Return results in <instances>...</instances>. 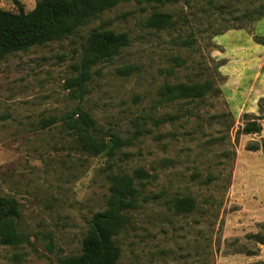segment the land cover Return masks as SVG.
I'll return each instance as SVG.
<instances>
[{
    "label": "rangeland",
    "instance_id": "obj_1",
    "mask_svg": "<svg viewBox=\"0 0 264 264\" xmlns=\"http://www.w3.org/2000/svg\"><path fill=\"white\" fill-rule=\"evenodd\" d=\"M258 5L264 0L164 6L128 0L69 37L0 60V196L16 202V228L26 238L0 245V264H57L78 254L89 220L105 208L113 175L136 170L146 174L140 194L147 202L116 237L117 264L264 262V245L248 238L264 234V97L223 94L219 71L232 56L238 61L230 65L238 80L232 88L254 78L259 68L252 55L243 60L230 45L253 36L264 45V31L257 35L253 28L261 19L228 20ZM33 6L32 0H0V10L15 14ZM159 12L185 16L186 23L146 27L147 17ZM100 28L126 34L128 46L90 66L77 93L68 81L78 76L89 31ZM186 32L194 38L189 47L182 43ZM204 80L214 82L217 98L159 100L163 85ZM76 110L89 116L107 145L108 132L123 141L113 157L89 154L65 125L67 117L78 118L71 116ZM243 114L261 118L258 134H236ZM250 144L258 151H246ZM184 196L194 200V210L177 215L169 202Z\"/></svg>",
    "mask_w": 264,
    "mask_h": 264
},
{
    "label": "trees",
    "instance_id": "obj_2",
    "mask_svg": "<svg viewBox=\"0 0 264 264\" xmlns=\"http://www.w3.org/2000/svg\"><path fill=\"white\" fill-rule=\"evenodd\" d=\"M33 9L24 13L19 10L16 14L0 10V60L4 57L27 50L29 47L41 45L53 40L73 35L79 28L98 18L103 12L110 10L117 4L128 0H32ZM160 6L175 5L178 0H150ZM212 4L211 2L208 3ZM181 13V12H180ZM264 18V5H258L253 9L242 12L240 17H234L228 22L246 20L254 22ZM186 23L185 16L169 13H152L145 20V26L153 29L173 28ZM209 27L210 24H207ZM236 28H226L239 30ZM182 31L181 28H177ZM207 29V28H206ZM182 39L183 45L189 47L193 42L192 32H186ZM214 35H218L214 34ZM256 44L263 45V41L256 36L252 37ZM128 46V38L124 33H114L109 30L92 29L89 31L84 45L81 48L80 62L77 68L76 79L68 81L69 86L77 88L80 93L84 82L88 79L90 66L110 61L119 51ZM127 70V71H125ZM132 68H125L127 73ZM219 89L214 86L212 80L202 82H186L171 85H163L158 90L159 100L189 102L205 99L207 96L217 98ZM78 118L72 120L67 117L65 125L75 131L79 136L83 147L89 154L97 155L105 152L113 157L115 152L122 147L121 141L114 133L108 132V145L103 138H97V130L93 121L85 113L73 111ZM245 118L242 127L236 134H258L261 130L258 121L261 118L243 114ZM70 120V121H69ZM137 134L140 133L136 130ZM97 135V136H96ZM259 145L250 144L245 150L258 151ZM146 176L142 170H136L132 176L114 174L110 180L108 197L105 208L95 213L88 222L87 230L80 242V251L76 255L65 256L57 260V264H117L120 250L116 243V237L128 224L131 213L136 211L147 199L141 196L143 183ZM207 179L204 183H207ZM136 184L140 185L137 188ZM140 202V203H139ZM170 207L175 214H186L194 210V200L188 196L173 198ZM18 218L16 202L6 196H0V245L18 246L26 242V238L18 232L16 221ZM256 243L264 245V234L249 235ZM255 264H264L257 262Z\"/></svg>",
    "mask_w": 264,
    "mask_h": 264
},
{
    "label": "crops",
    "instance_id": "obj_3",
    "mask_svg": "<svg viewBox=\"0 0 264 264\" xmlns=\"http://www.w3.org/2000/svg\"><path fill=\"white\" fill-rule=\"evenodd\" d=\"M253 28L255 32H257L255 34L257 35L262 34L261 32L264 31V19L255 22L253 24ZM242 43L243 44L233 43L232 45H230V50L231 51L239 50L238 53L243 57V60L246 55H252L251 59H253V64L256 65L259 69L254 71V78L247 80L246 85L243 86L242 89L241 88L234 89L232 88L234 86H232L231 83H233L232 81H238V80H236L237 78H235L236 70L230 68V65L231 62L232 64H238V61L237 59L230 56L231 62L228 61L227 63L228 66L226 67V65H224L222 66L223 68L219 70L221 75L225 77V83H224L225 88L224 87L221 88V91L223 94H227L228 96H240L241 95L240 91L242 90L243 91L242 94L247 98L264 97V45L262 46L259 44H255L249 38H245ZM243 64H245V62L242 61L241 65Z\"/></svg>",
    "mask_w": 264,
    "mask_h": 264
}]
</instances>
